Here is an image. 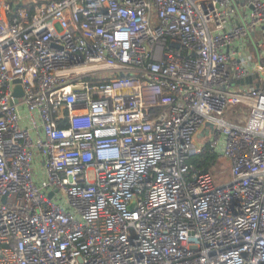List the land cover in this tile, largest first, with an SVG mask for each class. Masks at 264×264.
<instances>
[{"label": "built area", "instance_id": "obj_1", "mask_svg": "<svg viewBox=\"0 0 264 264\" xmlns=\"http://www.w3.org/2000/svg\"><path fill=\"white\" fill-rule=\"evenodd\" d=\"M0 264H264V0H0Z\"/></svg>", "mask_w": 264, "mask_h": 264}, {"label": "rangeland", "instance_id": "obj_2", "mask_svg": "<svg viewBox=\"0 0 264 264\" xmlns=\"http://www.w3.org/2000/svg\"><path fill=\"white\" fill-rule=\"evenodd\" d=\"M247 110L248 108L246 106L241 108L236 105L228 108L225 114L228 118L238 121L242 116H245ZM210 171L217 182L220 180H227L230 177V160L223 156L217 157L211 166Z\"/></svg>", "mask_w": 264, "mask_h": 264}, {"label": "trees", "instance_id": "obj_3", "mask_svg": "<svg viewBox=\"0 0 264 264\" xmlns=\"http://www.w3.org/2000/svg\"><path fill=\"white\" fill-rule=\"evenodd\" d=\"M215 159V153L204 149L201 153L191 156L189 160L194 162L198 168L210 171Z\"/></svg>", "mask_w": 264, "mask_h": 264}, {"label": "water", "instance_id": "obj_4", "mask_svg": "<svg viewBox=\"0 0 264 264\" xmlns=\"http://www.w3.org/2000/svg\"><path fill=\"white\" fill-rule=\"evenodd\" d=\"M258 75V74H257ZM256 74L252 75V76H249L247 78H243V79H238L236 80V83L241 86L242 84H245V83H249L252 79H254L256 76ZM19 83V80H14V94L16 96L18 95H21L22 94V91L20 90V86L18 85ZM77 88H80V85H76V84H73L71 89H77ZM207 126L211 127V124L210 123H206ZM207 131H206V128L200 133L202 135L206 134Z\"/></svg>", "mask_w": 264, "mask_h": 264}, {"label": "crops", "instance_id": "obj_5", "mask_svg": "<svg viewBox=\"0 0 264 264\" xmlns=\"http://www.w3.org/2000/svg\"><path fill=\"white\" fill-rule=\"evenodd\" d=\"M22 1H23V2H26V1L29 2L30 0H22ZM242 108H243V107H242ZM245 115H246V114H245ZM242 118H243V116H242ZM201 132H202V131H201ZM201 132H200V133H201ZM200 133H199V135H201Z\"/></svg>", "mask_w": 264, "mask_h": 264}]
</instances>
